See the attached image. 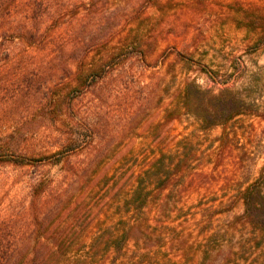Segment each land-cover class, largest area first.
I'll return each instance as SVG.
<instances>
[{"label": "rangeland", "instance_id": "1", "mask_svg": "<svg viewBox=\"0 0 264 264\" xmlns=\"http://www.w3.org/2000/svg\"><path fill=\"white\" fill-rule=\"evenodd\" d=\"M79 13V24L71 22L58 33L69 37L85 26L103 35L110 30L117 33L109 47L95 48L86 70L122 49L133 52L77 97V80L71 83L61 75L0 76V82L10 79L26 83L32 79L34 84L44 85L26 96L0 93V257L3 242L11 236L12 219L29 211L36 187L45 189L40 197L42 212L55 227L59 222L72 227L85 211L87 221L95 217L87 243L97 224L115 226L121 216L131 217L119 212L132 189L123 188V184L139 173L140 165L150 156V129L164 122L166 109L175 108L186 81L197 79L203 86L212 85L201 69L223 76L232 71L234 62L241 70L248 69L246 77L255 71V62L264 67V50L249 54L256 35L245 28L248 21L264 15V0H99ZM73 70H78L76 65ZM241 88L242 84L237 86V90ZM253 122L257 137L249 148L261 144L264 151V122ZM194 129V121L183 117L174 123L170 135L181 139ZM221 132V128L215 129L209 138ZM198 137V141L203 138ZM20 156L34 160L22 164L7 160ZM236 156L234 152L229 157L227 173L243 180ZM263 164L264 154L252 169L253 179ZM204 170L210 173L211 167ZM225 183L222 179L213 182L211 192L221 196ZM198 199L197 193L185 197L184 207ZM145 213H150V205ZM242 213L243 204L239 203L233 213L220 216L214 223L215 230L221 228L229 235L211 244L207 260L203 251L209 235L201 233L202 224L190 221L180 226L172 220L176 213L168 219L167 214L154 209L151 217L164 218L166 224H149L145 235L140 233V244L154 252L161 246L170 258L184 264H232L229 258L236 257L250 235L241 224L232 226L233 217ZM134 245L132 241L130 250ZM258 255L249 256L242 264L254 262Z\"/></svg>", "mask_w": 264, "mask_h": 264}, {"label": "trees", "instance_id": "2", "mask_svg": "<svg viewBox=\"0 0 264 264\" xmlns=\"http://www.w3.org/2000/svg\"><path fill=\"white\" fill-rule=\"evenodd\" d=\"M98 2L0 0V76L61 75L71 83L77 80L76 97L107 77L133 49H122L118 55L103 59L90 69L85 67L95 48L109 47L116 32L110 30L103 35L85 26L69 37L58 33L71 22L79 24V11L83 7L89 10L91 4L95 6ZM245 28L256 35L249 54L264 50V15L248 21ZM75 65L76 71L73 70ZM254 66L255 71L249 72L248 77V69L241 70L235 62L232 71L223 76L218 71L201 69L212 84L209 86L201 85L197 79L186 81L175 108L166 109L164 122L150 129L153 137L150 156L140 165L139 173H134L123 184V188L132 189L119 212L131 217L121 216L115 226L97 224V231L87 243L86 235L95 217L87 221L85 211L77 217L73 228L61 222L55 227L51 221L48 223V214L42 212L40 197L45 189L36 187L29 211L16 214L10 223L11 236L2 244L0 264H184V261L174 260L176 257L170 258L161 246L154 252L148 245L140 244V233L145 235L149 224L150 227L153 222L166 224L164 218L151 217L154 209L167 214L168 219L176 213L172 220L180 226L190 221L202 224L201 233L209 235L206 251H203L207 260L211 257V244L229 235L221 228L215 230L214 223L220 216L233 213L239 203L243 204V213L233 217L232 226L241 224L250 235L235 253L236 257H230L228 262L242 264L259 252L250 264H264V164L257 178L251 176L264 151L260 150L261 144L249 148L257 137L253 120L264 122V67L258 62ZM34 82L32 79L26 83L2 80L0 93L8 97L26 96L44 88L43 84ZM240 84L243 88L239 91ZM183 117L194 121V131L181 139L171 136L172 126ZM218 128L221 134L210 139V133ZM198 134L203 137L201 141L197 140ZM263 139L264 136L261 142ZM234 152H237L238 169L245 175L243 180L238 179L237 174L229 177L227 173V162ZM7 160L22 164L34 159L20 156ZM209 164H214L212 171H203ZM220 179L226 183L223 194L218 196L211 190L213 182ZM193 193L198 194V202L186 209L184 198ZM149 205L150 218L145 213ZM132 241L134 250L129 248ZM182 246L181 243L179 248Z\"/></svg>", "mask_w": 264, "mask_h": 264}, {"label": "crops", "instance_id": "3", "mask_svg": "<svg viewBox=\"0 0 264 264\" xmlns=\"http://www.w3.org/2000/svg\"><path fill=\"white\" fill-rule=\"evenodd\" d=\"M214 138H215V137H214ZM213 165H214V164H209V165H206L205 167H211V170L209 171V172H211L212 169H213ZM205 167H204V168H205ZM204 168H203V171H205ZM205 172H207V171H205Z\"/></svg>", "mask_w": 264, "mask_h": 264}]
</instances>
